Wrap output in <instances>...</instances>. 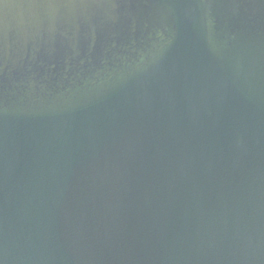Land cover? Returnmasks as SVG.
Wrapping results in <instances>:
<instances>
[{
	"label": "water",
	"instance_id": "obj_1",
	"mask_svg": "<svg viewBox=\"0 0 264 264\" xmlns=\"http://www.w3.org/2000/svg\"><path fill=\"white\" fill-rule=\"evenodd\" d=\"M0 264H264V0H0Z\"/></svg>",
	"mask_w": 264,
	"mask_h": 264
}]
</instances>
